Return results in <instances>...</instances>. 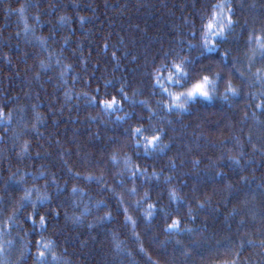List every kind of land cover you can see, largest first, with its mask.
Returning <instances> with one entry per match:
<instances>
[{
	"label": "trees",
	"instance_id": "obj_1",
	"mask_svg": "<svg viewBox=\"0 0 264 264\" xmlns=\"http://www.w3.org/2000/svg\"><path fill=\"white\" fill-rule=\"evenodd\" d=\"M229 2L235 24L208 52L202 26L221 0H0L5 264H36L42 239L62 264H264V55L250 40L264 36V0ZM177 55L192 62L186 87L219 73L211 102L166 110L153 74ZM227 81L238 95L225 100ZM124 94L111 116L89 103ZM135 127L162 131L164 151L145 152Z\"/></svg>",
	"mask_w": 264,
	"mask_h": 264
},
{
	"label": "snow or ice",
	"instance_id": "obj_2",
	"mask_svg": "<svg viewBox=\"0 0 264 264\" xmlns=\"http://www.w3.org/2000/svg\"><path fill=\"white\" fill-rule=\"evenodd\" d=\"M21 13H23V8L20 9ZM83 19V18H81ZM235 24V21L233 20V11L232 6L229 2V0H221V3H218L213 7L212 13L210 18H208V21L206 24H204L203 32H202V43L204 48L208 52H212L216 49V38H224L226 31H229L233 28ZM27 31V29H26ZM193 35H195L193 33ZM250 40H253L259 47L261 54L264 55V36H255L250 37ZM105 47H107L105 45ZM115 55V53H113ZM168 54H165V57L167 58ZM203 55V53H202ZM225 57L227 56V53H224ZM178 61V62H177ZM43 65V62H41ZM192 62L188 60L185 57L177 55L176 59H173L171 63H162L160 67L155 68L153 79L155 81L156 85H159L162 92H165L168 94V97L170 98V102L165 105L167 111H172L173 109L183 110L187 111L188 105L190 103L196 102L197 100H204L205 102H211L214 99V96L217 92L218 85L220 82V75L219 73L215 74V78L210 77L209 75H202L195 83L191 85V87H186L185 81L190 79V73L188 70L189 65ZM251 67V66H250ZM165 72L167 75L165 76ZM256 76L260 78L261 80H264V74L260 72V70H257ZM164 82H170L172 84H175L179 86L180 88H184L183 91H169L167 87L164 86ZM99 91V89H97ZM120 92L123 93V88L120 89ZM87 96V93L84 94ZM238 92L235 87H233L231 81H227L224 96L223 99L228 100L230 96H237ZM261 97H264V93H261ZM127 99L126 94L123 95L122 99H117L116 96H111V98H103L100 100H97L96 97H91L89 99V103H98L99 106H101L102 110L109 116L119 112L122 110L123 102ZM162 103V102H161ZM257 109H259L262 113H264V98H261L259 103L256 105ZM128 116L127 113H125L124 116H117L118 120H124L125 117ZM39 120V117H37ZM7 121V123L10 125L12 123V114L11 113H5L2 108H0V123H3ZM35 127V125L33 126ZM149 129L142 128V127H135L131 130V136L135 140V143L137 145H141L145 152H152V151H164V148L166 147L162 143V136L164 133L162 131H157L156 129H151V131L154 133L152 135H146L145 133L148 132ZM27 143L24 144L22 151L27 150ZM115 159V157H113ZM235 160V162L239 163L238 158H232ZM127 163V162H126ZM78 175V174H77ZM219 175H222L219 174ZM133 176H135V172H133ZM89 180L92 179L91 176L88 177ZM78 192V189L73 187L72 193L76 194ZM130 192L132 194L136 193V189L132 188L130 189ZM31 191H26L24 200H29L31 197ZM171 196L173 199H177V194L175 191L171 193ZM38 200H48L49 197L47 195L39 196L37 198ZM120 199H123V197H120ZM139 201H137V204L139 205ZM33 209L35 210L36 205L33 204ZM23 207V204L21 205ZM155 208L154 205L149 204L148 209L146 210V217L151 218L153 215V209ZM85 211H89V209L85 208ZM125 213L127 212V209H124ZM58 214V213H57ZM107 216L110 218L111 213L109 212ZM127 219L131 220V217H126ZM33 223H36V217H32ZM103 219V218H101ZM39 220V226L41 229H44L47 225V220L44 216H38ZM133 225H135V221H132ZM181 221L179 219L173 220L170 225H168L167 230H173V229H179L180 228ZM3 229H0L2 231ZM9 246L11 245V241L6 242ZM119 247V244L117 245ZM36 248H37V258H36V264H45L46 256L51 255L52 261L54 264H62L60 259L57 257L54 248V242L53 241H47L45 242L43 239L36 242ZM141 251H143V248H141ZM5 252V245L3 243H0V254H3ZM238 255V254H237ZM0 264H5V261L3 259H0ZM223 264H237L236 260L233 259L232 261H224Z\"/></svg>",
	"mask_w": 264,
	"mask_h": 264
},
{
	"label": "rangeland",
	"instance_id": "obj_3",
	"mask_svg": "<svg viewBox=\"0 0 264 264\" xmlns=\"http://www.w3.org/2000/svg\"><path fill=\"white\" fill-rule=\"evenodd\" d=\"M3 255H5V252L3 254H0V259H3Z\"/></svg>",
	"mask_w": 264,
	"mask_h": 264
}]
</instances>
